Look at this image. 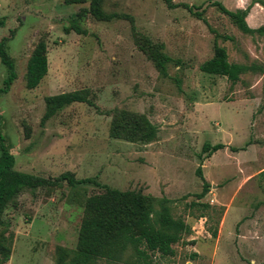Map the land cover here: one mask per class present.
<instances>
[{
	"label": "rangeland",
	"instance_id": "obj_1",
	"mask_svg": "<svg viewBox=\"0 0 264 264\" xmlns=\"http://www.w3.org/2000/svg\"><path fill=\"white\" fill-rule=\"evenodd\" d=\"M219 1L233 11L250 7L248 24L264 25V0ZM213 2L104 0L110 19L99 20L88 12L91 0H0V40L17 73L0 95V123L15 168L94 180L21 191L1 218L0 243L11 253L0 264H72L87 201L104 185L136 191L157 211L164 200L191 230L173 256L145 258L140 244L119 260L88 264H264V35L243 33ZM73 20L87 34L67 33ZM40 41L49 70L31 89L27 65ZM216 42L231 62L246 65L237 83L201 71ZM7 75L0 60V87ZM72 91L90 103L74 102L43 121L46 98ZM145 118L158 127L151 142L112 132L117 123L133 133ZM206 142L226 147L208 156ZM200 167L211 184L203 198ZM4 252L0 246V261Z\"/></svg>",
	"mask_w": 264,
	"mask_h": 264
},
{
	"label": "trees",
	"instance_id": "obj_2",
	"mask_svg": "<svg viewBox=\"0 0 264 264\" xmlns=\"http://www.w3.org/2000/svg\"><path fill=\"white\" fill-rule=\"evenodd\" d=\"M104 0H91L88 12L99 20H108L107 15L101 8ZM68 3H80L83 0H67ZM213 4L220 11L230 17L232 22L246 34L259 33L264 35V25L258 28L251 27L246 17L250 7L236 11L228 9L221 1L214 0ZM191 11L193 6L186 5ZM86 11L80 10L78 17L83 18ZM198 16L200 13L196 12ZM3 26L4 21L0 19ZM67 33L75 31L79 34H87L79 21L73 20L65 27ZM168 58V57H167ZM0 60L8 68V75L0 87V95L7 93L17 77L15 64L5 47V41L0 40ZM161 69L165 72V61H160ZM203 72L227 77L232 83H237L241 75L248 69L246 65L231 62L229 54L224 46L215 43L214 56L200 65ZM49 62L47 55V44L40 41L34 50L27 65V85L29 88H36L42 79L47 75ZM74 102H88L85 95L80 91L64 92L46 98L47 109L42 118L46 121L56 114L59 109ZM140 127L133 124L134 131L120 124H114L112 132L115 136H127L140 134V139L145 142L153 141L158 134V127L146 118ZM226 147L224 143H204L202 152L210 156ZM234 150H236L234 148ZM0 222L4 210L21 191L24 189H36L45 185H57L60 182H68L70 185L93 182L91 178L76 179L71 172H65L58 177L47 179L31 173L19 171L15 168L16 159L6 142L0 123ZM198 174L203 181V190L197 194L203 198L210 190L211 184L203 176L201 167ZM103 194L90 197L86 209L90 215L86 217L81 226L79 235L77 255L72 264H88L99 259L119 260L123 253L132 246L138 249L140 244L144 245L139 249L142 256L150 258L151 253H159L161 256H173L175 254L174 244L181 240L184 232H189L191 227L182 219H175L169 207L162 200L161 210H156L152 200L136 191H121L104 185ZM92 212V215H91ZM157 217L153 219V216ZM214 237L217 230L212 231ZM5 239V237L3 238ZM4 241V240H3ZM1 241L0 246L5 250L4 258L0 263L10 259L11 249Z\"/></svg>",
	"mask_w": 264,
	"mask_h": 264
}]
</instances>
